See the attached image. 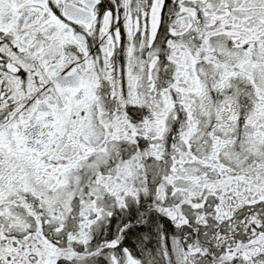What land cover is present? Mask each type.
Returning <instances> with one entry per match:
<instances>
[{
    "label": "snow or ice",
    "instance_id": "6c2138e0",
    "mask_svg": "<svg viewBox=\"0 0 264 264\" xmlns=\"http://www.w3.org/2000/svg\"><path fill=\"white\" fill-rule=\"evenodd\" d=\"M0 264H264V0H0Z\"/></svg>",
    "mask_w": 264,
    "mask_h": 264
}]
</instances>
